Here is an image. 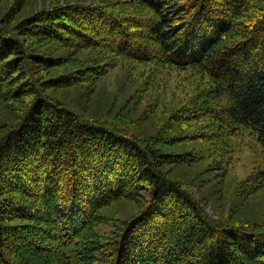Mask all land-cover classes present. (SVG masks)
Segmentation results:
<instances>
[{
    "label": "trees",
    "instance_id": "trees-1",
    "mask_svg": "<svg viewBox=\"0 0 264 264\" xmlns=\"http://www.w3.org/2000/svg\"><path fill=\"white\" fill-rule=\"evenodd\" d=\"M10 24L0 20V101L23 114L0 125V264H264L263 230L214 219L171 176L199 154L163 150L203 141L218 153L247 138L264 151V0H114L1 28ZM47 41L94 52L62 85L91 82L118 59L201 76L169 127L200 122L199 132L143 138L82 120L38 76ZM263 184L264 169L244 189ZM119 199L140 208L103 236L102 210Z\"/></svg>",
    "mask_w": 264,
    "mask_h": 264
},
{
    "label": "rangeland",
    "instance_id": "rangeland-1",
    "mask_svg": "<svg viewBox=\"0 0 264 264\" xmlns=\"http://www.w3.org/2000/svg\"><path fill=\"white\" fill-rule=\"evenodd\" d=\"M112 2L114 0H0V20H11L7 28H1L14 33L46 10L75 5H109ZM32 41L40 43L39 38ZM46 43L48 45H43L46 51L41 57L47 65L37 69L38 76L47 82L56 81L57 88L49 90L48 94L82 120L125 130L143 138H168L176 134L178 140L189 139L187 136L199 132L200 122L179 121L172 131L169 127L174 113L180 112L198 90L201 76L171 66L118 59L108 72L91 82L62 85L60 82L74 74L77 68L87 66L94 52L67 50L59 48L57 42ZM97 53L98 57L103 56ZM59 62L64 65H57ZM22 106L0 101V125L17 122L23 114ZM230 142L232 147L219 148L218 153L203 141L163 147V150L199 154L197 164L174 166L171 176L202 201L214 219L226 224L255 226L264 231V184L254 193H247L244 189L249 178L264 169V151L247 138H231ZM22 182L20 177L17 183ZM139 208L138 202L123 199L113 202L102 210L101 215L107 220L98 224V232L111 236L118 219L131 217Z\"/></svg>",
    "mask_w": 264,
    "mask_h": 264
}]
</instances>
